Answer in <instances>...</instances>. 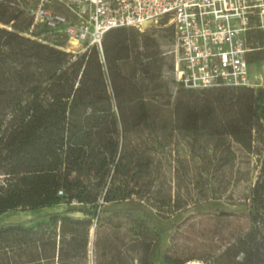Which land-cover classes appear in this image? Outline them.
<instances>
[{
    "label": "trees",
    "instance_id": "obj_1",
    "mask_svg": "<svg viewBox=\"0 0 264 264\" xmlns=\"http://www.w3.org/2000/svg\"><path fill=\"white\" fill-rule=\"evenodd\" d=\"M6 14L0 22L15 15ZM19 27L0 26V214L67 207L0 223V264H156L158 231L129 209L103 206L131 199L138 193L134 186L147 179L148 158L132 154L127 137L133 126H152L147 84L159 87L162 64L151 27L110 29L102 59L94 47L72 59ZM252 40L262 45L261 33L255 31ZM247 59L264 60V49ZM181 91L173 128L215 141L227 133L252 150L253 131L264 128V87ZM199 94L206 98L195 104ZM219 150L229 157V148ZM250 195L249 227L233 234L206 264H264V163ZM126 222L136 230L129 239L120 234ZM191 260L196 259L160 258L161 264Z\"/></svg>",
    "mask_w": 264,
    "mask_h": 264
},
{
    "label": "rangeland",
    "instance_id": "obj_2",
    "mask_svg": "<svg viewBox=\"0 0 264 264\" xmlns=\"http://www.w3.org/2000/svg\"><path fill=\"white\" fill-rule=\"evenodd\" d=\"M7 15L0 8V18ZM166 26L149 29L158 43V62L162 64L159 87L152 89L153 83L147 84L152 126H133L127 137L132 154L148 158L147 179L134 186L138 193L131 199L105 202L103 206L129 209L158 231L160 243L152 256L156 264H161L165 254L206 264L233 234L250 225L247 212L253 208L251 187L264 163V128L253 131L251 151L227 133L218 135L217 144L203 132L173 128L178 123L174 103L184 95V91L180 92L184 87L173 78L174 38L172 28L165 29ZM258 65L264 72V60ZM202 95L193 102H203L206 97ZM217 146L229 148V157L222 156ZM66 207L61 203L35 211H8L0 214V223L29 220ZM71 215L83 216L80 211ZM35 223L36 220L27 222ZM135 232L128 222L120 228L125 239L135 236Z\"/></svg>",
    "mask_w": 264,
    "mask_h": 264
},
{
    "label": "built area",
    "instance_id": "obj_3",
    "mask_svg": "<svg viewBox=\"0 0 264 264\" xmlns=\"http://www.w3.org/2000/svg\"><path fill=\"white\" fill-rule=\"evenodd\" d=\"M0 7L15 14L0 25L19 22L21 34L72 59L92 47L102 59V41L112 28L170 25L172 73L179 86L264 87L261 61L247 59L264 49V0H0ZM255 31L262 45L254 44Z\"/></svg>",
    "mask_w": 264,
    "mask_h": 264
},
{
    "label": "bare ground",
    "instance_id": "obj_4",
    "mask_svg": "<svg viewBox=\"0 0 264 264\" xmlns=\"http://www.w3.org/2000/svg\"><path fill=\"white\" fill-rule=\"evenodd\" d=\"M190 263L191 264H201L202 262H200L199 260H191Z\"/></svg>",
    "mask_w": 264,
    "mask_h": 264
},
{
    "label": "crops",
    "instance_id": "obj_5",
    "mask_svg": "<svg viewBox=\"0 0 264 264\" xmlns=\"http://www.w3.org/2000/svg\"><path fill=\"white\" fill-rule=\"evenodd\" d=\"M51 207H55V206H50V207H43V208H51ZM39 209H41V208H39ZM35 210H38V209H35ZM35 210H28V211H35ZM9 211H13V210H9ZM6 212H8V211H6ZM5 213V212H4ZM3 223V222H2Z\"/></svg>",
    "mask_w": 264,
    "mask_h": 264
},
{
    "label": "water",
    "instance_id": "obj_6",
    "mask_svg": "<svg viewBox=\"0 0 264 264\" xmlns=\"http://www.w3.org/2000/svg\"><path fill=\"white\" fill-rule=\"evenodd\" d=\"M93 232V228H91V233ZM188 263H190V262H188ZM191 264V263H190ZM201 264H203V263H201Z\"/></svg>",
    "mask_w": 264,
    "mask_h": 264
}]
</instances>
